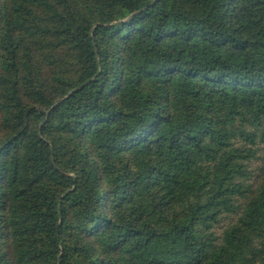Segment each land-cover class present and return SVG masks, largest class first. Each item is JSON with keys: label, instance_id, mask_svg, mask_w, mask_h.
I'll return each instance as SVG.
<instances>
[{"label": "trees", "instance_id": "obj_1", "mask_svg": "<svg viewBox=\"0 0 264 264\" xmlns=\"http://www.w3.org/2000/svg\"><path fill=\"white\" fill-rule=\"evenodd\" d=\"M259 145L264 0H0V264H264Z\"/></svg>", "mask_w": 264, "mask_h": 264}, {"label": "rangeland", "instance_id": "obj_2", "mask_svg": "<svg viewBox=\"0 0 264 264\" xmlns=\"http://www.w3.org/2000/svg\"><path fill=\"white\" fill-rule=\"evenodd\" d=\"M48 113V111L46 112ZM264 164V146L259 145L258 150L255 153V156L249 161V182L253 185L256 184L259 178V168ZM236 218L235 214H225L221 220L214 227L216 235H220L224 228H226L230 223H232Z\"/></svg>", "mask_w": 264, "mask_h": 264}]
</instances>
